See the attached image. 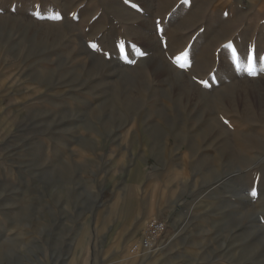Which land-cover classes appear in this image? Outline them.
Here are the masks:
<instances>
[{
  "label": "rangeland",
  "instance_id": "1",
  "mask_svg": "<svg viewBox=\"0 0 264 264\" xmlns=\"http://www.w3.org/2000/svg\"><path fill=\"white\" fill-rule=\"evenodd\" d=\"M153 217V264H264V0H0V264Z\"/></svg>",
  "mask_w": 264,
  "mask_h": 264
},
{
  "label": "built area",
  "instance_id": "2",
  "mask_svg": "<svg viewBox=\"0 0 264 264\" xmlns=\"http://www.w3.org/2000/svg\"><path fill=\"white\" fill-rule=\"evenodd\" d=\"M166 230V221L160 217H153L147 221L140 240L131 244L129 252L131 254H137L142 251L155 250L161 242Z\"/></svg>",
  "mask_w": 264,
  "mask_h": 264
},
{
  "label": "bare ground",
  "instance_id": "3",
  "mask_svg": "<svg viewBox=\"0 0 264 264\" xmlns=\"http://www.w3.org/2000/svg\"><path fill=\"white\" fill-rule=\"evenodd\" d=\"M144 224L145 223H141L140 229L143 227ZM176 233H178V228H176ZM159 247L160 245L155 250L152 251H142V254L130 255L129 253H127L128 254L127 256L128 258H131L132 263L141 262L142 264H153V261L157 260L163 251V247L158 250Z\"/></svg>",
  "mask_w": 264,
  "mask_h": 264
}]
</instances>
